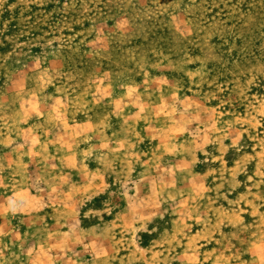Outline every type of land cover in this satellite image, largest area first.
Returning <instances> with one entry per match:
<instances>
[{
  "label": "rangeland",
  "instance_id": "1",
  "mask_svg": "<svg viewBox=\"0 0 264 264\" xmlns=\"http://www.w3.org/2000/svg\"><path fill=\"white\" fill-rule=\"evenodd\" d=\"M0 264H264V0H0Z\"/></svg>",
  "mask_w": 264,
  "mask_h": 264
}]
</instances>
